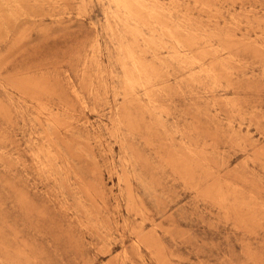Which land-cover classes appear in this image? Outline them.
Wrapping results in <instances>:
<instances>
[{
    "label": "rangeland",
    "instance_id": "obj_1",
    "mask_svg": "<svg viewBox=\"0 0 264 264\" xmlns=\"http://www.w3.org/2000/svg\"><path fill=\"white\" fill-rule=\"evenodd\" d=\"M0 264H264V0H0Z\"/></svg>",
    "mask_w": 264,
    "mask_h": 264
},
{
    "label": "bare ground",
    "instance_id": "obj_2",
    "mask_svg": "<svg viewBox=\"0 0 264 264\" xmlns=\"http://www.w3.org/2000/svg\"><path fill=\"white\" fill-rule=\"evenodd\" d=\"M133 56V55H132ZM133 81V80H132ZM132 83V82H131ZM134 83V82H133ZM126 84V83H125Z\"/></svg>",
    "mask_w": 264,
    "mask_h": 264
}]
</instances>
